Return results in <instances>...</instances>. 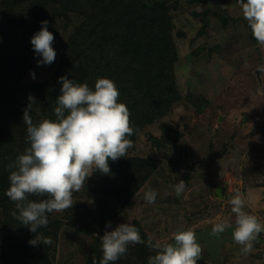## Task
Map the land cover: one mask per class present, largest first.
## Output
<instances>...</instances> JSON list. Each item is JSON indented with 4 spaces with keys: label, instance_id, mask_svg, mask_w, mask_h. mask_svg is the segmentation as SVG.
Masks as SVG:
<instances>
[{
    "label": "rangeland",
    "instance_id": "1",
    "mask_svg": "<svg viewBox=\"0 0 264 264\" xmlns=\"http://www.w3.org/2000/svg\"><path fill=\"white\" fill-rule=\"evenodd\" d=\"M237 2L177 1L172 18L182 101L162 120L146 125L129 149L132 157L151 159L153 172L124 206L106 189H90L87 179L66 209L72 218L66 210L50 213L60 227L47 264H86L104 232L121 223L133 224L161 243L191 227L203 249L199 261L205 264H264V232L250 253L233 240V228L212 235L217 222L227 220L234 227L229 200L237 191L248 200L244 210L264 222V46L252 36ZM54 50L52 64L41 65L25 78L40 81L51 76L61 48ZM203 101L207 105L201 110ZM163 136L173 141L163 144L156 139ZM180 180L186 188L177 196L173 186ZM149 190L157 192L154 203L144 198ZM109 222L111 228H106ZM152 255L140 264H147Z\"/></svg>",
    "mask_w": 264,
    "mask_h": 264
},
{
    "label": "trees",
    "instance_id": "2",
    "mask_svg": "<svg viewBox=\"0 0 264 264\" xmlns=\"http://www.w3.org/2000/svg\"><path fill=\"white\" fill-rule=\"evenodd\" d=\"M177 1L0 0V264H47L51 245L32 246L29 241L39 235L51 237L53 243L60 227L49 213L47 227L30 232L28 226L11 215L17 211L16 204L6 195L10 187L8 165L30 147L23 121L29 96L36 100L30 115L33 123L38 124L43 119L56 118L60 77L87 83L93 89L98 78H109L119 89V102L130 110L136 130L130 137L134 144L146 125L159 122L182 101L172 18ZM74 19L77 21L72 25ZM45 20L55 38L52 47L61 48L60 58L51 76L40 81L28 80L26 75L40 67L30 41ZM202 21L205 27L207 17ZM206 105L203 101L200 109ZM156 139H162L163 144L173 141L171 136ZM151 162L132 157L128 150L125 157L115 162L109 160V174L97 170L88 178L90 189L104 188L120 206L129 204L151 176ZM66 213L72 218L70 210ZM139 231L144 241L149 239ZM147 255H152L147 244L130 245L115 264H140ZM100 259L102 247L98 243L86 264H93V260L99 264Z\"/></svg>",
    "mask_w": 264,
    "mask_h": 264
},
{
    "label": "clouds",
    "instance_id": "3",
    "mask_svg": "<svg viewBox=\"0 0 264 264\" xmlns=\"http://www.w3.org/2000/svg\"><path fill=\"white\" fill-rule=\"evenodd\" d=\"M237 3L252 36L264 46V0H238ZM54 39L48 31V21H42L41 30L30 41L35 53L42 58L38 60V66L55 61ZM32 78H35L34 73ZM58 82L62 87L54 108L55 120L43 119L34 124L30 111L36 100L29 96L23 121L27 125L30 147L8 165L10 187L6 195L15 202L19 213L13 211L11 215L28 226L32 233L47 227L49 213L71 208L73 194L84 188L86 180L95 171L109 174V160L115 162L125 157L134 146L130 137L136 130L131 113L119 102L120 92L114 81L98 78L94 89L67 77H60ZM173 187L179 196L185 191L186 183L180 180ZM156 196L155 190H149L144 198L148 203H154ZM29 197L39 199L29 200ZM229 203L235 214L234 227L227 220L217 222L212 227V235L218 236L233 228V240L242 246L243 252L250 253L253 243L264 232V222L244 210L248 200L243 193L237 191ZM106 228H111L110 222ZM100 238L102 259L99 264H115L130 245L145 243L139 229L130 223L106 230ZM29 244L51 245L52 239L37 235ZM147 246L155 252L148 257L147 264H198L203 252L191 227L173 233L171 242L161 243L149 237ZM93 264L97 262L93 260Z\"/></svg>",
    "mask_w": 264,
    "mask_h": 264
},
{
    "label": "water",
    "instance_id": "4",
    "mask_svg": "<svg viewBox=\"0 0 264 264\" xmlns=\"http://www.w3.org/2000/svg\"><path fill=\"white\" fill-rule=\"evenodd\" d=\"M221 187H220V185H218V187H217V193H218V195H220L221 196Z\"/></svg>",
    "mask_w": 264,
    "mask_h": 264
}]
</instances>
